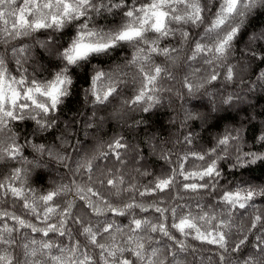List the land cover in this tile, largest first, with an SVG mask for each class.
<instances>
[{"label":"clouds","instance_id":"obj_1","mask_svg":"<svg viewBox=\"0 0 264 264\" xmlns=\"http://www.w3.org/2000/svg\"><path fill=\"white\" fill-rule=\"evenodd\" d=\"M0 264H264V0H0Z\"/></svg>","mask_w":264,"mask_h":264}]
</instances>
